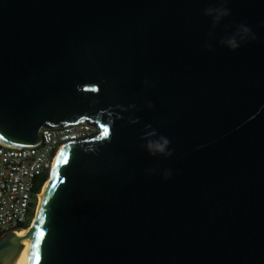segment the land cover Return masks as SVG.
Here are the masks:
<instances>
[{
    "label": "water",
    "instance_id": "95a60500",
    "mask_svg": "<svg viewBox=\"0 0 264 264\" xmlns=\"http://www.w3.org/2000/svg\"><path fill=\"white\" fill-rule=\"evenodd\" d=\"M76 123L29 264H264V0H0V144Z\"/></svg>",
    "mask_w": 264,
    "mask_h": 264
},
{
    "label": "built area",
    "instance_id": "2783aa9c",
    "mask_svg": "<svg viewBox=\"0 0 264 264\" xmlns=\"http://www.w3.org/2000/svg\"><path fill=\"white\" fill-rule=\"evenodd\" d=\"M100 132L97 124L76 123L42 128L40 141L32 148L0 144V231L5 234L21 230L36 206L38 180L44 174L48 177L62 146L91 139Z\"/></svg>",
    "mask_w": 264,
    "mask_h": 264
},
{
    "label": "clouds",
    "instance_id": "9594fccd",
    "mask_svg": "<svg viewBox=\"0 0 264 264\" xmlns=\"http://www.w3.org/2000/svg\"><path fill=\"white\" fill-rule=\"evenodd\" d=\"M206 15H212L214 22H219V20L229 15V11L226 8H209L205 10ZM250 33V29H248L246 26L241 25L240 31L236 34H234L232 37H229L227 39V45L232 48H238L239 47V39L244 38V34ZM152 105L149 103L148 107H151ZM135 123V121H133ZM149 136H156L155 131H152L148 133ZM169 145V140L163 136L159 137V139L156 140H149L148 141V148L151 151V154H165L167 156L171 155L170 151H166L167 146Z\"/></svg>",
    "mask_w": 264,
    "mask_h": 264
},
{
    "label": "bare ground",
    "instance_id": "6f19581e",
    "mask_svg": "<svg viewBox=\"0 0 264 264\" xmlns=\"http://www.w3.org/2000/svg\"><path fill=\"white\" fill-rule=\"evenodd\" d=\"M63 148V146L60 148V150L58 151L56 158L54 160V164L50 170V177L48 179V182H46V184L44 185V187L40 189L38 196H37V207L36 208V214L34 216V218H32V220L30 221L28 227L24 230H19L17 231L18 234L21 235V244H22V252L20 253L19 257L17 258L16 262L14 264H29L30 261V255H31V240H32V236L34 233V229L38 220V215L40 212V208L42 206L45 194L48 190L49 184L51 182V178H52V174H53V170H54V166L55 163L57 161L58 155L61 151V149ZM43 186V185H42Z\"/></svg>",
    "mask_w": 264,
    "mask_h": 264
},
{
    "label": "trees",
    "instance_id": "16d2710c",
    "mask_svg": "<svg viewBox=\"0 0 264 264\" xmlns=\"http://www.w3.org/2000/svg\"><path fill=\"white\" fill-rule=\"evenodd\" d=\"M47 174H44L42 177H40L39 178V180H38V185H37V192H39V188H40V186L43 184V186H42V188L44 187V185L46 184V182H47ZM33 208H34V206H33ZM33 208H32V210L30 211V216H29V218H28V220L24 223V224H22L21 226H20V229H22V230H24V229H26L27 227H28V225H29V222H30V220H31V217H32V214H33ZM4 233L3 232H1L0 231V237L3 235Z\"/></svg>",
    "mask_w": 264,
    "mask_h": 264
},
{
    "label": "snow or ice",
    "instance_id": "6c2138e0",
    "mask_svg": "<svg viewBox=\"0 0 264 264\" xmlns=\"http://www.w3.org/2000/svg\"><path fill=\"white\" fill-rule=\"evenodd\" d=\"M107 134H108V131H107V129H105L104 132L102 133V135H105L106 136ZM41 235H42V233H41ZM39 241H40V236H37L36 237V243L38 244Z\"/></svg>",
    "mask_w": 264,
    "mask_h": 264
},
{
    "label": "rangeland",
    "instance_id": "374dc122",
    "mask_svg": "<svg viewBox=\"0 0 264 264\" xmlns=\"http://www.w3.org/2000/svg\"><path fill=\"white\" fill-rule=\"evenodd\" d=\"M49 177H50V174L48 175L47 178L49 179ZM48 179H47V182H48ZM35 207H37V204H36ZM35 207L33 208V214H32L31 220H32V218H34V216H35V214H36V208H35ZM31 220H30V221H31ZM29 223H30V222H29Z\"/></svg>",
    "mask_w": 264,
    "mask_h": 264
}]
</instances>
